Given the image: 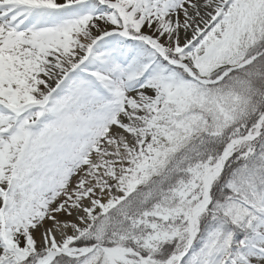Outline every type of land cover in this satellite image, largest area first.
Listing matches in <instances>:
<instances>
[{"label": "snow or ice", "instance_id": "6c2138e0", "mask_svg": "<svg viewBox=\"0 0 264 264\" xmlns=\"http://www.w3.org/2000/svg\"><path fill=\"white\" fill-rule=\"evenodd\" d=\"M0 264H264V0H0Z\"/></svg>", "mask_w": 264, "mask_h": 264}]
</instances>
